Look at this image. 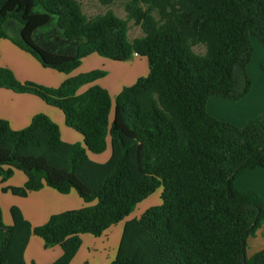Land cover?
<instances>
[{"label":"trees","instance_id":"1","mask_svg":"<svg viewBox=\"0 0 264 264\" xmlns=\"http://www.w3.org/2000/svg\"><path fill=\"white\" fill-rule=\"evenodd\" d=\"M123 1L126 19L111 9L88 19L79 0H0V40L43 68L68 75L92 54L126 62L134 53L148 66L146 77L113 100L99 85L79 93L105 76L101 70L51 88L21 83L0 68V89L57 108L82 137L81 144L63 142L42 113L18 131L0 119V180L14 170L26 176L23 186L2 192L26 197L48 187L63 195L75 191L86 204L37 227L11 207L12 224L0 219V264H25L31 236L45 248H61L51 264H70L81 235L102 236L158 190L159 205L124 222L110 264H264V249L247 254L248 239L264 221V199L234 186L246 172L264 169V125L250 120L237 128L205 108L209 98L238 101L249 93L251 38L264 47V0ZM128 21L143 34L132 42ZM196 46L205 53H194ZM107 140L109 159L92 161L87 153L102 154Z\"/></svg>","mask_w":264,"mask_h":264},{"label":"crops","instance_id":"2","mask_svg":"<svg viewBox=\"0 0 264 264\" xmlns=\"http://www.w3.org/2000/svg\"><path fill=\"white\" fill-rule=\"evenodd\" d=\"M251 44L253 54L247 65V73L251 77L249 93L238 101L212 97L207 100L205 106L211 117L237 128L244 127L250 120H259L264 125V73L260 69V64L264 61V47L255 40H251ZM95 55L92 54L84 58L77 69L65 75L56 70L43 68L31 55L20 50L10 41L0 40V68L9 69L15 79L21 83L29 81L51 88L58 87L69 77L95 70L97 62H101L96 57L98 55ZM121 63L122 65L117 66L125 68L121 71L120 76L111 79H99L82 87L79 93L84 92L90 86L99 85L108 91L113 100L124 87L133 85L138 78L148 74L147 60L144 57H133L130 61ZM40 113L49 117L58 126L63 142L69 144L82 142V137L65 125L64 116L57 108L48 106L33 95L18 94L10 90L0 89V119L8 121L12 130L18 131L27 127L32 117ZM112 116L113 111L110 114L111 119ZM102 154H92L89 157L97 160L100 157L96 155H101L103 156L101 161H106L111 154L109 140H107V148ZM25 181L26 176L17 170L13 171V175L6 182L2 183L0 180V215L5 227L12 224L11 207L18 208L23 219L31 227H37L46 223L52 215L86 206L75 191L63 195L51 188L44 187L39 191L29 193L26 197L2 192L3 187H21ZM234 186L239 190L254 191L264 199V169L256 168L246 172L236 178ZM141 214L140 211L135 218H139ZM125 221L117 224L119 228L121 226V230L119 229L117 234L115 233L117 245L111 249L110 254L103 255L102 252L107 249L105 243L108 242V232L114 230L116 225L97 238L89 234L81 235V246L70 264H110L115 258ZM4 236L5 232L0 229V246ZM263 249L264 221L256 231L255 236L248 239L247 254L252 255ZM61 255L62 250L59 246L45 248L40 238L31 236L24 250L23 259L25 264H51Z\"/></svg>","mask_w":264,"mask_h":264},{"label":"rangeland","instance_id":"3","mask_svg":"<svg viewBox=\"0 0 264 264\" xmlns=\"http://www.w3.org/2000/svg\"><path fill=\"white\" fill-rule=\"evenodd\" d=\"M79 1L81 4L82 12L84 13V15L88 19L93 18L97 15H102L108 9H111L117 17H119L121 19H126V14H125L124 8H123L124 7V1L123 0H114L110 6H103L98 2V0H79ZM153 16L155 19H158V15L156 14V12H153ZM142 36H143V34H142L140 27L135 25L133 23V21H128V32H127L128 41L132 42L134 39L140 38ZM251 40H255V39L251 38ZM193 51H194V53H196L198 55H203L205 53V48L202 46H196L193 48ZM96 57H98V59H100L99 61H101V62H97V64H96L97 68L95 70H101V71L105 72V76L103 77L104 79L105 78L111 79L112 77L117 78L118 76L121 75V71L125 68V67L123 68V67L117 66V65H122L121 62H114V61H111V60H108L106 58H102L99 56H96ZM146 76H144V77H146ZM103 78H101V79H103ZM79 143L81 144L82 142H79ZM87 155L89 157V155H92V154L87 153ZM96 156L100 157V158H98L97 160L91 159L90 157L89 158L96 163H105L109 159L108 158L106 161L102 162L103 160L101 161V159L103 156H101V155H96ZM159 196H160V190H158L154 195H151L146 200L137 204L134 211L127 218H125L123 221H125L126 219L130 220V219L135 218V216L140 211L142 213L144 210H146L147 208H149L151 206L159 205L160 204ZM0 219H1V215H0ZM1 222L3 224L2 219H1ZM119 229L121 230V226L119 228V225H116L114 227V230L110 231L111 233L108 232L109 233L108 237H107L108 242L105 243V244H107V249H105L102 252L103 255L110 254L111 249L116 247L117 241H115V238H116L115 233L118 232Z\"/></svg>","mask_w":264,"mask_h":264},{"label":"built area","instance_id":"4","mask_svg":"<svg viewBox=\"0 0 264 264\" xmlns=\"http://www.w3.org/2000/svg\"><path fill=\"white\" fill-rule=\"evenodd\" d=\"M133 57L135 58V57H138V56H137V54H136V53H134V54H133Z\"/></svg>","mask_w":264,"mask_h":264}]
</instances>
